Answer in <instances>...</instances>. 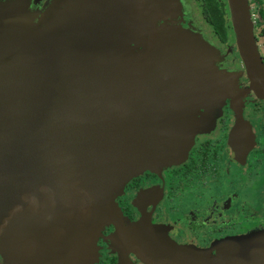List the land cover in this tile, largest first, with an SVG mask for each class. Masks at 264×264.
<instances>
[{
    "label": "water",
    "instance_id": "water-1",
    "mask_svg": "<svg viewBox=\"0 0 264 264\" xmlns=\"http://www.w3.org/2000/svg\"><path fill=\"white\" fill-rule=\"evenodd\" d=\"M227 2L250 89L264 100L248 0ZM179 11L178 0H77L34 36L26 20L0 18L5 261L95 264L97 237L122 220L115 197L124 186L184 161L198 132L196 101L211 102L223 86L184 30L154 29L157 16ZM214 80L220 89L208 96ZM246 135L237 119L231 145ZM233 253L231 264H264L255 252Z\"/></svg>",
    "mask_w": 264,
    "mask_h": 264
},
{
    "label": "flooded vegetation",
    "instance_id": "flooded-vegetation-1",
    "mask_svg": "<svg viewBox=\"0 0 264 264\" xmlns=\"http://www.w3.org/2000/svg\"><path fill=\"white\" fill-rule=\"evenodd\" d=\"M195 1L202 20L226 43L228 30L233 31L231 15L216 0L227 26L222 41L206 19L201 0ZM52 2L77 0H0V18L13 17L14 12L17 18H34ZM248 4L258 13L251 16L264 63V3ZM249 93L254 98L243 96L245 113L234 108L231 98L220 112H199L198 132L184 161L144 171L124 187L115 197L122 220L106 225L97 237L95 264H231L234 256L227 254L238 248L255 252V261L264 259V100L251 89ZM237 119L247 132L241 147L230 142ZM243 242L244 248L239 244ZM0 264H6L2 255Z\"/></svg>",
    "mask_w": 264,
    "mask_h": 264
},
{
    "label": "rangeland",
    "instance_id": "rangeland-1",
    "mask_svg": "<svg viewBox=\"0 0 264 264\" xmlns=\"http://www.w3.org/2000/svg\"><path fill=\"white\" fill-rule=\"evenodd\" d=\"M178 1L180 5L179 14L165 17L160 15L157 16L154 20V29H157L163 25H172L184 30L187 38L192 40V42L196 44L200 50H203L204 54L206 55L205 64L209 66L211 71H214L215 74H218V80L223 86L222 91L218 95L214 96V92L220 89V82L214 80L212 82L213 85L208 92V96H214L211 98V102L196 101V120L198 121V114L202 110L209 113L215 112V110L220 112V106H222L223 102L228 98L233 100L235 109L241 113H245L248 107L244 105L242 98L243 96H249V98L252 99L254 98V95L249 93V78L246 75L244 66L239 56L233 31L229 29L226 43H221L212 32L210 26L205 24V22L202 20L200 6L195 0ZM219 2L223 5L226 13L229 16L230 13L227 0H219ZM62 4L64 3L54 4L52 2L45 7L44 11L36 13L34 18L28 19L27 17H24V20L28 22L27 25L31 27L30 36H34V34L43 28L49 20H52V18L58 14ZM250 8L251 14L257 17L258 13L254 6H251ZM16 13L17 12L13 13V17H19V15ZM187 21H190V24H188ZM185 24H188V28H184V26H182ZM261 28H264L263 24L261 25ZM260 40V44L263 45V38ZM131 195L132 194H130V196ZM128 200L130 201V198H128Z\"/></svg>",
    "mask_w": 264,
    "mask_h": 264
},
{
    "label": "trees",
    "instance_id": "trees-1",
    "mask_svg": "<svg viewBox=\"0 0 264 264\" xmlns=\"http://www.w3.org/2000/svg\"><path fill=\"white\" fill-rule=\"evenodd\" d=\"M256 1L259 2L261 5H263L262 0H256ZM201 2L203 4V10H204L206 19L208 20L209 24L212 25L218 37L222 41H224L225 35L227 33V26L223 19V11L220 9L218 2L216 0H201ZM262 35L264 36V30L262 31Z\"/></svg>",
    "mask_w": 264,
    "mask_h": 264
},
{
    "label": "crops",
    "instance_id": "crops-1",
    "mask_svg": "<svg viewBox=\"0 0 264 264\" xmlns=\"http://www.w3.org/2000/svg\"><path fill=\"white\" fill-rule=\"evenodd\" d=\"M96 250H97V247H96ZM98 253V252H97ZM1 255V254H0ZM98 255V254H97ZM4 262L6 263V264H10L9 262H7V260L5 261V258H4Z\"/></svg>",
    "mask_w": 264,
    "mask_h": 264
},
{
    "label": "bare ground",
    "instance_id": "bare-ground-1",
    "mask_svg": "<svg viewBox=\"0 0 264 264\" xmlns=\"http://www.w3.org/2000/svg\"><path fill=\"white\" fill-rule=\"evenodd\" d=\"M201 77L199 76L197 80H199Z\"/></svg>",
    "mask_w": 264,
    "mask_h": 264
}]
</instances>
